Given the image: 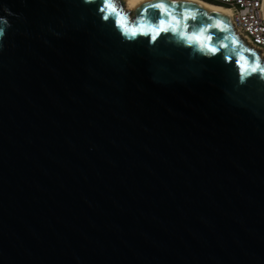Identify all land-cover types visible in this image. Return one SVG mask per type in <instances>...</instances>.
I'll use <instances>...</instances> for the list:
<instances>
[{
	"label": "water",
	"instance_id": "1",
	"mask_svg": "<svg viewBox=\"0 0 264 264\" xmlns=\"http://www.w3.org/2000/svg\"><path fill=\"white\" fill-rule=\"evenodd\" d=\"M260 52L188 0H0V264H264Z\"/></svg>",
	"mask_w": 264,
	"mask_h": 264
},
{
	"label": "built area",
	"instance_id": "2",
	"mask_svg": "<svg viewBox=\"0 0 264 264\" xmlns=\"http://www.w3.org/2000/svg\"><path fill=\"white\" fill-rule=\"evenodd\" d=\"M231 11V22L239 35L264 57V0H217Z\"/></svg>",
	"mask_w": 264,
	"mask_h": 264
},
{
	"label": "bare ground",
	"instance_id": "3",
	"mask_svg": "<svg viewBox=\"0 0 264 264\" xmlns=\"http://www.w3.org/2000/svg\"><path fill=\"white\" fill-rule=\"evenodd\" d=\"M123 1H124V6L126 9H130L134 11L145 0H123ZM188 1L192 2L193 4L199 5L201 7H204V8L224 12L231 20V11L226 6L213 4V3H210L204 0H188ZM263 7H264V1H263Z\"/></svg>",
	"mask_w": 264,
	"mask_h": 264
},
{
	"label": "snow or ice",
	"instance_id": "4",
	"mask_svg": "<svg viewBox=\"0 0 264 264\" xmlns=\"http://www.w3.org/2000/svg\"><path fill=\"white\" fill-rule=\"evenodd\" d=\"M109 6L112 7V11H113V12H117V9H116L114 6H112V5H109ZM150 6H151V7L158 8V9H163V13H164V14H168V9L164 8L162 4H155V5H150ZM191 18L194 19L195 17H191ZM162 23H163V22L161 21V26H160V28H159V31H168L169 29L163 27V26H162ZM176 23L178 24L179 21H176ZM122 26H127V22L125 21V23H124ZM135 26H136V24L133 23V24H132V27H135ZM169 27H171V25H169ZM208 39H210V37H208ZM212 50L214 51L215 49H212ZM258 68H259V63H257V68H254L253 71L257 70Z\"/></svg>",
	"mask_w": 264,
	"mask_h": 264
},
{
	"label": "trees",
	"instance_id": "5",
	"mask_svg": "<svg viewBox=\"0 0 264 264\" xmlns=\"http://www.w3.org/2000/svg\"><path fill=\"white\" fill-rule=\"evenodd\" d=\"M204 1H207V2H210V3H213V4H217V5H222V6H226L225 4L217 1V0H204Z\"/></svg>",
	"mask_w": 264,
	"mask_h": 264
}]
</instances>
